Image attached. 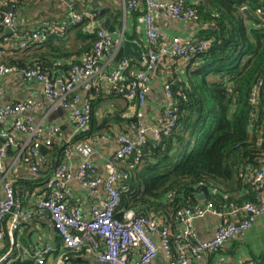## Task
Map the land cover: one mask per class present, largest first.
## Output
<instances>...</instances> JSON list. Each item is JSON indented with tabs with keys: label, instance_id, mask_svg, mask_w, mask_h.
I'll use <instances>...</instances> for the list:
<instances>
[{
	"label": "built area",
	"instance_id": "obj_1",
	"mask_svg": "<svg viewBox=\"0 0 264 264\" xmlns=\"http://www.w3.org/2000/svg\"><path fill=\"white\" fill-rule=\"evenodd\" d=\"M52 2L54 0H42ZM70 4V0H60ZM129 12L144 8V23L148 47L143 51L139 62L141 68L132 71L131 60H123L107 77L114 93L123 97L133 107L139 109L137 122L133 125L135 136L120 135L118 149L114 157L105 165V178L97 171L93 163L95 149L87 141H79L65 150V156L72 159L80 156L84 163L80 168V181L88 188L102 187L106 199L94 206L90 218H86L80 206L69 204L71 192L69 184L71 175L66 165H59L53 172L52 179L46 184L45 195L38 200L31 210H24L17 200L15 182L4 168V161L9 152L29 153L30 169L34 176L40 175L50 160L43 153L50 149L61 136L58 126H45L27 118L34 108V102L23 104L7 103L0 106V171L4 197L0 200V246L4 239L10 238L15 244V235L20 225L36 218L49 217L63 243L60 261H67V251H83L91 254L100 264H155L162 252L167 264H191L193 260L203 261L208 256L219 254L228 243L236 238H243L254 226L260 216H264V194H260L256 203L243 205L230 204L221 210L212 202H203L191 208H184L176 215L178 225L173 226L163 218L154 216L140 217L133 211L125 212L119 218L120 192L119 184L126 182L130 175L121 172V165L128 161L149 141H161L171 136L178 127L179 110L173 93V84L165 85L167 101L165 111L151 127L145 126L142 109L146 106L151 92V82L159 66L167 60L189 62L197 56L208 52L211 43L196 36L188 38L175 37L170 44H164L162 29L156 21L157 14L164 20H175L191 25H199L198 11L189 7L188 0H125ZM259 28L264 29V14ZM96 14L76 13L70 10L68 22L64 27L50 24L43 25L26 33L18 42L6 36L0 41V80L10 75H20L27 82H37L43 86L46 100L71 112L73 122L80 132L88 130L92 122V102L100 93L99 83L102 79V62L118 53L124 43V34L114 37L99 30L95 35L92 50L73 64L67 76H51L41 66L21 69L3 62L7 50L14 45L18 50L45 46L51 35L64 38L70 28L76 27L86 19L95 20ZM0 19L5 29L15 30L18 21V7L14 0H0ZM90 82L91 93L85 97L77 93L81 84ZM262 85V83H260ZM253 97V103L258 99ZM15 118L10 125L9 119ZM23 138L25 140L23 141ZM253 181L262 186L264 168L256 171ZM215 216L220 224L211 240H203L195 232V222ZM9 228H6V223ZM51 247L37 248L33 251L35 264H48V257L54 253ZM13 250L0 256V264H12ZM226 264V263H219ZM248 264H259L249 262Z\"/></svg>",
	"mask_w": 264,
	"mask_h": 264
},
{
	"label": "trees",
	"instance_id": "obj_2",
	"mask_svg": "<svg viewBox=\"0 0 264 264\" xmlns=\"http://www.w3.org/2000/svg\"><path fill=\"white\" fill-rule=\"evenodd\" d=\"M14 1L19 12L20 3L30 0ZM189 7L198 11L200 23L208 25L199 39L211 47L189 61L197 65L189 85L172 86L179 110L174 133L159 142L149 139L121 165V172L130 178L119 184V218L133 211L140 217L163 218L176 227L177 213L200 204L196 197L201 194L221 210L232 203L257 202L259 185L253 175L264 168V29L259 28L263 17L258 15V11L264 14V0H202ZM4 29L0 26V41L6 37ZM53 39L60 38L51 35L47 44ZM94 42L93 38L84 54ZM29 60L5 64L21 69L41 66L51 76H60L58 67H48L43 57ZM257 88L258 99L253 103ZM66 149L56 152L62 156ZM15 190L18 200L16 184ZM12 247L10 238L4 239L0 256ZM85 256V250L67 251L65 262L86 264L79 263ZM252 262L262 264L256 259Z\"/></svg>",
	"mask_w": 264,
	"mask_h": 264
},
{
	"label": "crops",
	"instance_id": "obj_3",
	"mask_svg": "<svg viewBox=\"0 0 264 264\" xmlns=\"http://www.w3.org/2000/svg\"><path fill=\"white\" fill-rule=\"evenodd\" d=\"M167 2L170 0H155ZM202 0H188L190 5H199ZM70 10L76 13L96 14L95 20H89L80 29L70 28L65 37L53 39L49 44L41 48H29L20 51L16 45L7 50L4 63L10 64L19 59H30L32 63L43 57L46 65L58 67L60 76H67L73 64L79 62L84 50L91 48V42L99 30H104V24L110 19L111 25L116 29L114 37L124 34V40L137 43L145 51L148 47L146 26L143 20L144 8L136 12H129L125 0H70V4L54 0L45 2L42 0L22 1L18 12V21L15 32L5 36L14 37L17 42L26 34L43 25L55 24L64 27L68 22ZM156 21L162 29V40L164 44H170L175 37L188 38L196 36L208 29V25L200 23L191 25L175 20H164L161 14H157ZM108 32V31H106ZM109 33V32H108ZM83 52V53H82ZM42 54V56H41ZM118 53L102 62L103 79L98 82L100 93L93 100L92 122L85 132L77 130L71 112L57 104L45 99L43 86L37 82H27L20 75H10L0 80V106L7 103L23 104L28 101L34 102V108L26 115L36 122H42L45 126L62 124L61 136L50 149H44L43 153L49 157L50 163L43 168L40 175L34 176L30 169V158L28 151L18 152L13 150L4 161L5 170L10 173L15 184L20 188L18 201L24 210H31L46 191V184L52 179L55 168L66 165L71 175L69 204L78 205L84 216L90 218L94 206H98L106 199V193L102 187L91 189L85 187L80 181V168L84 163L80 156L68 159L64 154L58 155L56 150L69 148L79 141L91 143L95 149L93 163L98 173L105 178V165L111 160L118 149V137L127 135L134 137L133 125L137 122L136 115L139 109L133 107L123 97L116 95L106 77L125 59L118 60ZM133 63L132 71L141 68L138 58H126ZM48 60V61H47ZM189 62L167 60L162 63L151 82V92L148 96L146 106L142 109L143 118L141 122L151 127L161 117L166 108L165 85L172 82L177 85L184 82L189 85V76L194 72L197 65H189ZM190 68V69H189ZM55 70V68H54ZM189 80V81H188ZM92 84L85 82L77 89V93L85 97L91 93ZM15 118L9 119L11 125ZM25 138H23V141ZM1 146V138H0ZM127 162V161H126ZM125 162V163H126ZM123 163V164H125ZM122 164V165H123ZM0 171V200L3 199ZM22 183V184H21ZM264 194V183L258 187L256 196ZM220 224L215 216H207L195 222V232L203 240H211ZM9 228V223H6ZM51 247L55 251L48 257V264H71L60 261L63 252V243L54 229L50 218H36L30 222H23L17 232V243L11 248L13 250V262H23L33 258V251L37 248ZM10 249V250H11ZM264 264V216H260L254 226L243 238H236L228 243L226 247L216 255L208 256L203 261L193 260L191 264H248L253 260ZM86 264H100L94 256L87 254L83 261ZM155 264H167L166 258L161 252Z\"/></svg>",
	"mask_w": 264,
	"mask_h": 264
},
{
	"label": "water",
	"instance_id": "obj_4",
	"mask_svg": "<svg viewBox=\"0 0 264 264\" xmlns=\"http://www.w3.org/2000/svg\"><path fill=\"white\" fill-rule=\"evenodd\" d=\"M104 30L108 31L110 34L116 33V29L111 25L110 19L107 20V22L104 24ZM14 32L15 30L6 29L7 35H12ZM142 53H143V50L138 46L137 43L124 40L123 46L121 47L119 51L117 59L121 60V59H126L129 57L140 59ZM56 126L61 127L62 124L57 123ZM196 199L199 203L206 202V196L204 194L198 195Z\"/></svg>",
	"mask_w": 264,
	"mask_h": 264
}]
</instances>
